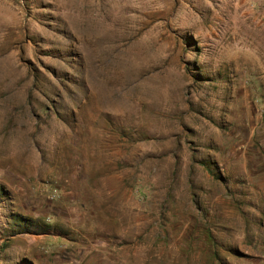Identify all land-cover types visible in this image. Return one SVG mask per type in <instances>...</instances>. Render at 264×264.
Wrapping results in <instances>:
<instances>
[{
	"label": "rangeland",
	"instance_id": "1",
	"mask_svg": "<svg viewBox=\"0 0 264 264\" xmlns=\"http://www.w3.org/2000/svg\"><path fill=\"white\" fill-rule=\"evenodd\" d=\"M0 264H264V0H0Z\"/></svg>",
	"mask_w": 264,
	"mask_h": 264
}]
</instances>
